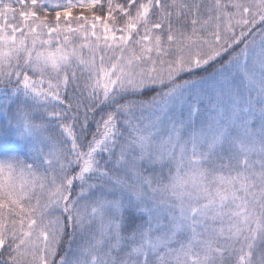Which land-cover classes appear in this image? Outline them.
<instances>
[{
    "label": "snow or ice",
    "instance_id": "6c2138e0",
    "mask_svg": "<svg viewBox=\"0 0 264 264\" xmlns=\"http://www.w3.org/2000/svg\"><path fill=\"white\" fill-rule=\"evenodd\" d=\"M0 264H264V0H0Z\"/></svg>",
    "mask_w": 264,
    "mask_h": 264
}]
</instances>
